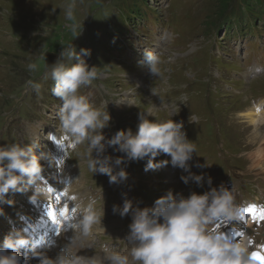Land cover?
Returning a JSON list of instances; mask_svg holds the SVG:
<instances>
[{
    "label": "rangeland",
    "instance_id": "1",
    "mask_svg": "<svg viewBox=\"0 0 264 264\" xmlns=\"http://www.w3.org/2000/svg\"><path fill=\"white\" fill-rule=\"evenodd\" d=\"M69 2L0 0V146L37 142L34 153L45 154L40 161L42 173L51 175L53 169L60 170L52 176L57 190L63 191L58 189L62 184L59 188L66 186L68 192L88 195L81 203L75 195L68 207L75 210L95 201L98 209H104L98 223L106 226L116 221L109 229L92 231L88 236L80 237L77 231L76 239H53L54 231L44 247L74 253L77 251L70 244L80 242L86 253L90 250L89 256L103 255L104 246L124 252L127 241L122 232L128 231L131 218L113 214L112 206L122 205L125 194L134 204L145 207L168 190L174 194L202 193L209 186L204 183L198 187L191 181L185 185L180 177L187 173L171 164L146 172L147 158L122 165L127 180L110 184L106 175L90 171L81 155L84 145L73 149L62 139L58 122L62 101L52 95L54 81L47 75V64L54 63L62 47L73 39L67 29L72 21L65 17ZM74 3L76 22H83V31L72 43L77 52L91 50L85 59L97 71V78L82 87L80 94L89 97L94 107L109 112L111 121L102 129L105 137L111 138L118 130L135 133L138 114L153 106L155 111L153 115L145 113L147 118L166 121L169 110L178 105L177 115L171 118L183 122L182 130L196 148L189 161L191 172L210 176L212 187L223 184L231 189L239 210L237 219L219 221L215 228L245 230L247 242H263L264 227L259 220L264 212V157L256 152L264 142V0H229L225 7L220 0ZM144 50L158 55L160 75L152 77L141 62ZM29 64L36 68L30 70ZM134 76L140 78V84L131 80ZM29 80L39 87L29 86ZM106 154L123 155L111 148ZM169 159L161 154L155 161ZM33 191L28 185L22 192L7 194L12 203L8 204L9 213L0 216L5 235L0 243L10 232L24 229L21 218L32 209L29 197ZM114 194L120 196L112 197ZM74 212L72 221L79 216ZM113 235L116 239H111ZM259 256H264V251ZM254 260L253 264H261Z\"/></svg>",
    "mask_w": 264,
    "mask_h": 264
},
{
    "label": "clouds",
    "instance_id": "2",
    "mask_svg": "<svg viewBox=\"0 0 264 264\" xmlns=\"http://www.w3.org/2000/svg\"><path fill=\"white\" fill-rule=\"evenodd\" d=\"M74 10L75 3L71 0L65 6V17L72 21L67 29L73 39L62 47L54 63L47 64V75L54 81L52 95L62 101L58 112L62 139L73 149L84 145L85 151L81 155L86 158L88 168L93 174L106 175L110 184H121L127 180L128 173L122 165L147 158L146 172L171 164L187 173L180 177L185 185L191 181L198 187H203L204 183L209 187L202 193L192 191L187 196L168 190L151 206L145 207L134 204L125 194L122 205L114 204L112 212L121 218H131L124 237L130 245L126 252L104 246L103 256L96 257L61 249L55 258H50L48 248L34 244L28 247L29 238L20 230H14L0 243V264H30L31 259H36L38 264H252L255 258L246 247L215 228L219 221L229 223L237 219L239 210L231 189L223 184L212 187L210 176L205 178L203 174L191 172L189 161L193 159L196 148L182 130L183 122L171 118L177 115L178 105L169 110L170 119L166 121L147 118L145 113L153 115V106L138 114L135 133L131 129L118 130L111 138L105 137L102 129L111 121L109 112L94 107L89 97L80 94L82 87L97 78V71L85 59L91 56V50L81 48L77 52L72 43L83 31V22H76ZM141 62L152 77L160 75L161 61L156 53L144 50ZM28 67L34 70L36 65L29 64ZM27 83L33 88L39 87L32 80ZM36 146L37 142L0 146V204L10 205L12 201L6 199L7 194L22 192L28 185L34 186L30 202L35 203L46 194V187L38 183L42 180L40 161L45 154L37 156L34 153ZM109 148L123 155H108ZM161 154L170 159L155 161ZM75 211L79 216L72 228L83 236H88L93 226L104 217L103 207L98 209L95 201L82 207L78 205ZM0 215H3L2 207ZM26 247L28 252L22 257L20 250Z\"/></svg>",
    "mask_w": 264,
    "mask_h": 264
},
{
    "label": "bare ground",
    "instance_id": "3",
    "mask_svg": "<svg viewBox=\"0 0 264 264\" xmlns=\"http://www.w3.org/2000/svg\"><path fill=\"white\" fill-rule=\"evenodd\" d=\"M131 80L132 81L135 80L137 82V84H140V82H141L140 78H138L136 76L132 77ZM122 105H123V103H122ZM243 116L247 118V114L244 113ZM257 137L260 138V136H257ZM263 139H264V137H263ZM257 151L258 152H256V153H258V154L261 153L262 157H264V142L259 147V149H257ZM44 172L45 173H41L42 180L38 181V183H42L43 186L46 187L47 192H46L45 195H43L40 198H38L35 203H33L32 205L30 204L31 207H32L31 210L26 211V213H23L21 221L24 224L23 227H27L28 230L26 232H22V233L25 236H27L29 239L30 238L31 239L37 238L43 232L49 231L52 222L56 218H59V221H58L59 224L57 223L58 227L56 226L53 229L52 232L58 231V233H60L59 237L61 236V237H63V239H65L66 237L71 238L73 236L76 239L77 236H78L77 230L72 228V224L76 222V221H72L73 213L75 214V212H74L75 210H74V208H69L68 206H72V203L75 200V195H76V199H77V195L79 196L78 199H80V203L84 202L85 199L88 197V195L80 194L78 192H75V193L68 192L67 190H66V192H64L65 190L58 191L57 187H56L57 185L55 184L56 183L55 182V180H56L55 177H52V176L46 174L47 171H44ZM75 182H76V180H75ZM33 188H34V186H33ZM63 206H64V213H65L64 215L60 214L61 207H63ZM0 207L3 208V213L4 212L5 213H9L8 212L9 211V207H8L7 203L0 204ZM57 211H58L59 215L57 214ZM111 225H114V224H109V225L104 226L103 224H100V223L97 222L93 226V228H92V230L90 232L97 231V230H100V229L106 230V229H109L111 227ZM1 227L2 226L0 224V240H1V238L3 239V237L5 236V235H3ZM66 229H68V232H65ZM112 230L115 231V229H112ZM50 235H52V233ZM30 240H29V242H30ZM81 242H83V241H81ZM72 243L70 245H71V247L73 248L74 251H77L79 254H83L84 253L83 249H85L84 248L85 245H83L82 243H81L82 245L78 244V243H80V242H78V243H76V245L74 244L75 245V247H74V245H72ZM241 245L245 247V245L243 243ZM28 247H30V245ZM28 247H27L25 253L28 252ZM56 253H57L56 249L53 250V252L50 251V250L48 251V255H49L50 258H55ZM21 256L23 257V255H21ZM102 256L103 255H98V256L96 255V257H102ZM257 262H259V261H257ZM30 263L38 264V261L36 259H31Z\"/></svg>",
    "mask_w": 264,
    "mask_h": 264
},
{
    "label": "snow or ice",
    "instance_id": "4",
    "mask_svg": "<svg viewBox=\"0 0 264 264\" xmlns=\"http://www.w3.org/2000/svg\"><path fill=\"white\" fill-rule=\"evenodd\" d=\"M61 214L64 215L65 213L62 212ZM261 217L264 218V212L261 213ZM253 257L255 259L260 260L261 264H264V256H259V255H257V254L254 253L253 254Z\"/></svg>",
    "mask_w": 264,
    "mask_h": 264
},
{
    "label": "trees",
    "instance_id": "5",
    "mask_svg": "<svg viewBox=\"0 0 264 264\" xmlns=\"http://www.w3.org/2000/svg\"><path fill=\"white\" fill-rule=\"evenodd\" d=\"M221 1V3H222V7H225L226 6V4H227V2L229 1V0H220ZM225 15V14H224ZM251 16H253V13L251 14Z\"/></svg>",
    "mask_w": 264,
    "mask_h": 264
}]
</instances>
